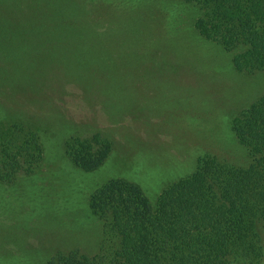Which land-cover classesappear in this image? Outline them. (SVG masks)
Instances as JSON below:
<instances>
[{"label":"rangeland","instance_id":"1","mask_svg":"<svg viewBox=\"0 0 264 264\" xmlns=\"http://www.w3.org/2000/svg\"><path fill=\"white\" fill-rule=\"evenodd\" d=\"M198 14L185 0H0V123L24 124L43 148L31 174L20 152L0 178V264L97 254L89 201L110 179L155 202L206 154L250 165L233 121L264 94V72H238ZM96 134L113 150L84 172L66 143Z\"/></svg>","mask_w":264,"mask_h":264},{"label":"trees","instance_id":"2","mask_svg":"<svg viewBox=\"0 0 264 264\" xmlns=\"http://www.w3.org/2000/svg\"><path fill=\"white\" fill-rule=\"evenodd\" d=\"M185 2L199 13L195 28L200 36L232 53L238 72H264V0ZM26 129L22 123H0L1 154L7 158L0 160V178L12 175L4 172L16 169L20 152L28 156L29 174L42 160L39 136ZM232 129L250 165L206 154L193 173L167 186L155 202L138 184L110 179L89 201L91 213L102 223L97 254L73 249L46 264H261L264 94L235 117ZM112 150L110 140L100 134L66 143L68 159L84 172L103 167Z\"/></svg>","mask_w":264,"mask_h":264}]
</instances>
